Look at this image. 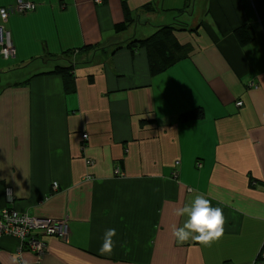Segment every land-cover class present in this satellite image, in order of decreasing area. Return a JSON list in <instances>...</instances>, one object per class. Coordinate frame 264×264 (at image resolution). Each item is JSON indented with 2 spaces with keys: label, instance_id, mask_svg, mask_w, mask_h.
<instances>
[{
  "label": "crops",
  "instance_id": "1",
  "mask_svg": "<svg viewBox=\"0 0 264 264\" xmlns=\"http://www.w3.org/2000/svg\"><path fill=\"white\" fill-rule=\"evenodd\" d=\"M26 1L34 10L6 22L15 56H0V209L64 219L68 236L46 237L38 259L0 235V264H253L264 242V0H193L181 19L196 32L175 33L188 56L153 76L146 50L125 44L172 24L187 0ZM123 1L134 22L117 33ZM240 25L254 32L245 46ZM67 51L69 91L53 73ZM198 107L202 119H179ZM197 195L223 210L210 247L171 235L187 219L173 209Z\"/></svg>",
  "mask_w": 264,
  "mask_h": 264
},
{
  "label": "trees",
  "instance_id": "2",
  "mask_svg": "<svg viewBox=\"0 0 264 264\" xmlns=\"http://www.w3.org/2000/svg\"><path fill=\"white\" fill-rule=\"evenodd\" d=\"M192 1L193 0H187V5L184 8H181L178 10V13L175 16V20L172 24L157 26L155 28V31L151 35L144 37V38H132L128 40V42L125 44V47L128 48L131 52H136L139 48H144L146 50L147 62H148V68H149L150 75L153 76V75L162 73L165 70H167L170 66H172L175 62L188 56L190 52V47L187 44H181L176 38L175 33L178 31H187V30L196 32L197 29L195 27L190 28L187 24L182 22V19H181L182 14H184L186 11L185 8L191 5ZM33 4L35 8V3ZM122 8L124 11L125 18L124 20L115 23L114 30L117 33L127 30L134 22L133 14L130 11L129 7L127 6L126 1H123ZM147 9L153 10L151 5H145L142 8V10H147ZM6 22H5V27L8 28L6 26ZM0 23H2L1 17H0ZM233 34L240 46H245L246 44L250 43L254 39V32L252 28L248 25L237 26L234 29ZM86 47L92 48L93 45H87ZM71 53H73V51H67L64 55L70 57ZM9 59H12V58H8L6 60H9ZM67 61L69 62L68 66L57 65L55 69H53V73H58L62 75L63 82H64V89L66 91H69V90L74 89V78H73V73H72L73 61H71V57L68 58ZM48 72L50 73L52 71L50 70ZM42 73H45V72L41 71L36 74H42ZM203 116L204 114H203L202 109L198 107V108H195V109H192L190 111L180 114L179 119L181 121L200 120L203 118ZM88 160L90 161V159ZM90 163H87V164H90ZM116 170H117L116 172L120 174V169L118 167L116 168ZM54 184H56L55 189L53 188ZM57 186H58L57 182H53L51 185L52 190L56 191ZM3 209L12 210L14 208L3 207L0 209V211ZM23 213H26V212H23ZM32 216H35V215H32ZM57 220H62V219H57ZM1 235H6V234H1ZM7 236H10V235H7Z\"/></svg>",
  "mask_w": 264,
  "mask_h": 264
},
{
  "label": "built area",
  "instance_id": "3",
  "mask_svg": "<svg viewBox=\"0 0 264 264\" xmlns=\"http://www.w3.org/2000/svg\"><path fill=\"white\" fill-rule=\"evenodd\" d=\"M99 2V0H96ZM34 9V4L31 1L16 0L10 10L0 8V55L4 59L14 58L15 48L11 36V32L5 27V22L8 20L10 13L22 16L28 11ZM238 106L241 101L236 103ZM87 134H82V138H87ZM86 163H90L86 160ZM53 188H56L54 184ZM6 234L16 237L20 240L19 251L23 249L29 250L38 259L44 256L48 250L45 237H58L65 240L68 236V223L66 220H57L48 217L32 216L27 213L17 210L3 209L0 211V235ZM253 264H264V242L255 257Z\"/></svg>",
  "mask_w": 264,
  "mask_h": 264
},
{
  "label": "clouds",
  "instance_id": "4",
  "mask_svg": "<svg viewBox=\"0 0 264 264\" xmlns=\"http://www.w3.org/2000/svg\"><path fill=\"white\" fill-rule=\"evenodd\" d=\"M173 215L177 218L186 216L182 226H171V235L177 244H183L189 240L210 247L222 238L224 233L225 218L223 210L212 207L208 199L203 195H197L190 204L173 209ZM116 235L114 228L107 229L104 233L103 243L99 249L102 254L111 253Z\"/></svg>",
  "mask_w": 264,
  "mask_h": 264
},
{
  "label": "rangeland",
  "instance_id": "5",
  "mask_svg": "<svg viewBox=\"0 0 264 264\" xmlns=\"http://www.w3.org/2000/svg\"><path fill=\"white\" fill-rule=\"evenodd\" d=\"M186 15H187V13H186ZM187 22H188V21H187ZM131 26H132V25H131ZM131 26H130V27H131ZM135 38H141V37L138 35V36H135ZM121 176H122V175H121Z\"/></svg>",
  "mask_w": 264,
  "mask_h": 264
}]
</instances>
